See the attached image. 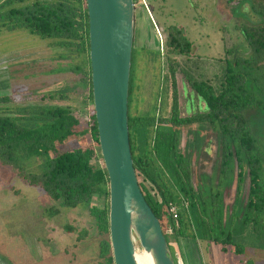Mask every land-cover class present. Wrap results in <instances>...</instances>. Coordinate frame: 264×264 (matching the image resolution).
Instances as JSON below:
<instances>
[{
    "label": "trees",
    "instance_id": "16d2710c",
    "mask_svg": "<svg viewBox=\"0 0 264 264\" xmlns=\"http://www.w3.org/2000/svg\"><path fill=\"white\" fill-rule=\"evenodd\" d=\"M241 1L248 2L251 12L260 19L258 24H244L240 28L249 56H235L227 61L217 77V86L209 80L189 79L179 70L177 58L190 56L192 44L182 28L167 26L164 47L171 77L170 115L149 118L128 113L129 142L137 177L158 192L161 203L151 197L142 182L139 187L160 221L167 241V237L172 243L180 238L201 240L220 246L222 251L225 246L231 247L232 253L239 257L244 255L246 245L237 243L235 237L244 233L251 222L259 221L264 210V152L242 115L247 109L264 112V0ZM0 28L25 30L50 40L52 49L76 55L79 62L65 71L82 75L83 82L88 79L89 92L82 106L93 108L85 0H0ZM179 72L186 80L185 95L174 77ZM131 89L129 82V94ZM67 90L48 93L47 99L51 101L58 96L68 102ZM5 98H0V103L9 102ZM193 106L197 112L188 114ZM199 107L202 112L198 111ZM81 111L63 105L36 104L3 109L0 165L10 167L25 185L39 188L56 203L46 210L48 217L57 216L60 208L85 207L94 227L79 230L68 225L66 231L76 233V243H81L89 239L94 228L99 241L98 262L113 264L108 228V178L100 156L97 124L93 111L88 120L81 117ZM194 126L200 131L209 128L218 135L215 142L224 171L233 159L240 174L238 181L241 183L243 174L248 179L244 211L236 221L238 228L225 229L226 206L220 205V192L211 194L194 182L191 156L180 150L182 134L191 133ZM31 159L32 166L38 169L36 172L26 167ZM94 200L103 206L92 205ZM170 204L179 208L177 219L167 212ZM254 212L255 220L248 215ZM168 228L170 235L165 234ZM241 264L254 262L248 259Z\"/></svg>",
    "mask_w": 264,
    "mask_h": 264
},
{
    "label": "rangeland",
    "instance_id": "374dc122",
    "mask_svg": "<svg viewBox=\"0 0 264 264\" xmlns=\"http://www.w3.org/2000/svg\"><path fill=\"white\" fill-rule=\"evenodd\" d=\"M145 3L149 12L145 10ZM135 19L136 43L132 50L128 113L129 116L149 118L170 115L171 77L164 47L167 26L182 28L192 44L190 56L177 58L179 70L189 79L209 80L217 86V77L221 76L227 61L235 56L250 55L240 28L260 21L251 12L249 3L241 0H136ZM158 30L162 37L157 34ZM48 43L50 40L40 39L25 30H0V77H4L6 83L3 86L8 89L0 91V97L12 98L11 103L0 105V114L5 108L32 104L63 105L80 108L81 117L88 120L93 108L82 106L84 96L89 92L88 79L83 82L82 75L65 71L79 59L74 54L52 49ZM14 58L16 62L7 65L8 59ZM5 65L13 66L6 74L3 73ZM183 74L179 72L174 77L185 95L187 84ZM67 89L68 102L58 96L51 101L47 99L48 93ZM198 111L202 112V109L199 107ZM195 112L197 109L193 106L187 113ZM242 115L264 152V112L247 109ZM196 127L190 129L191 133L182 134L180 150L191 156L194 182L211 194L220 192V205L226 206L225 229L238 228L236 221L242 218L248 179L243 174L241 183L238 181L240 174L235 166L236 160L231 159L224 171L222 155L215 142L218 135L209 128L200 131ZM32 160L26 163V167L36 172L38 169L34 164L32 166ZM138 182H141L140 178ZM207 202L212 203L211 199ZM55 205L39 188L25 185L10 167L0 165L1 264H100L96 230L90 231L87 241L76 243V233H68L65 228L68 225L79 230L94 227L87 209L60 208L57 216L48 217L46 210ZM92 205L103 206L96 200ZM248 215L250 219H257L255 212ZM258 218L259 221L251 222L244 233L235 237L237 243L246 245L243 256L234 255L231 247L225 246L222 251L218 245L198 240L203 261L207 264H241L250 259L254 264H264V210ZM167 238L171 252L175 253V245ZM179 244L177 248L179 246L185 264L186 255L192 264H198L196 251L184 254Z\"/></svg>",
    "mask_w": 264,
    "mask_h": 264
},
{
    "label": "water",
    "instance_id": "95a60500",
    "mask_svg": "<svg viewBox=\"0 0 264 264\" xmlns=\"http://www.w3.org/2000/svg\"><path fill=\"white\" fill-rule=\"evenodd\" d=\"M85 3L92 104L108 178L113 264H177V255L171 252L160 221L140 190L129 142L128 96L136 0Z\"/></svg>",
    "mask_w": 264,
    "mask_h": 264
},
{
    "label": "crops",
    "instance_id": "0c3cea01",
    "mask_svg": "<svg viewBox=\"0 0 264 264\" xmlns=\"http://www.w3.org/2000/svg\"><path fill=\"white\" fill-rule=\"evenodd\" d=\"M145 10L147 12H149V10H147L146 8H145ZM135 43H136V41H134V46H135ZM197 242H198V244L200 243L196 239L193 240V239H185V238H180V239L177 240V242L176 241H173V244L172 245H175V254L177 255V257H179L182 260V263L183 264H185V261H183V258L181 256V252L179 250V246L177 248V244H179V243H180L179 245H180V247L182 249V252L184 254H187L191 250L196 251V254H197V257H198V260H199V263L198 264H207L202 259L201 251H200V249H199V247L197 245ZM199 246H200V244H199ZM186 256L188 257V255H186ZM187 257H186V263L187 264H192L191 261H190L191 258H187Z\"/></svg>",
    "mask_w": 264,
    "mask_h": 264
},
{
    "label": "flooded vegetation",
    "instance_id": "af4514ba",
    "mask_svg": "<svg viewBox=\"0 0 264 264\" xmlns=\"http://www.w3.org/2000/svg\"><path fill=\"white\" fill-rule=\"evenodd\" d=\"M145 8L147 9V7H146V3H145ZM2 29H4V28H0V30H2ZM6 30V29H5ZM8 31V30H7ZM9 32H13V31H9ZM158 33H159V35L161 36V34H160V31L158 30L157 31ZM162 37V36H161ZM161 42H162V40H161ZM160 42V43H161ZM49 44L50 43H48V46H49ZM162 44V43H161ZM160 48V47H159ZM13 62H16V58H14L13 60L12 59H8V63H7V65L9 64V63H13ZM7 65H5L4 67L6 68H4V71H3V73H7L8 72V70H11V68L13 69V66H11V67H9V66H7ZM26 78H29V77H26ZM4 81H6V80H4V77H0V91H5V90H8V89H6L7 87H5V86H3V84H5L6 82H4ZM8 87L10 88V85H8ZM179 89L181 90V91H183L182 90V88L181 87H179ZM5 97H7V96H5ZM4 97V95L3 96H1L0 98H5ZM6 99V98H5ZM7 99H9V102H7V103H0V105H6V104H9V103H11V101H12V98H8L7 97ZM142 182V181H141ZM143 183V185L146 187V189L148 190V192H149V194L151 195V197L152 198H154L155 199V201L156 202H158V203H161V202H159V201H157L156 199V197H153L152 196V194H151V192H153L155 195H158V197H160L159 196V194H158V192L155 190V189H153V188H151L150 186V184L149 183H147V182H142ZM160 201H161V198H160ZM177 207V206H176ZM179 209V208H178ZM167 212H168V210H167ZM178 212H179V210H178ZM169 214V213H168ZM178 218V217H177ZM176 218V219H177ZM165 234H168V235H170L171 234V229H166V232H165Z\"/></svg>",
    "mask_w": 264,
    "mask_h": 264
},
{
    "label": "built area",
    "instance_id": "2783aa9c",
    "mask_svg": "<svg viewBox=\"0 0 264 264\" xmlns=\"http://www.w3.org/2000/svg\"><path fill=\"white\" fill-rule=\"evenodd\" d=\"M151 194L153 197L157 198L156 199L157 201L161 202L160 197H158V195H155L153 192H151ZM178 210L179 209L175 205L170 204L169 209H168V213H169V215H171L173 217V219H176L178 217ZM176 261H177V264H183L182 260L179 257L176 258Z\"/></svg>",
    "mask_w": 264,
    "mask_h": 264
},
{
    "label": "bare ground",
    "instance_id": "6f19581e",
    "mask_svg": "<svg viewBox=\"0 0 264 264\" xmlns=\"http://www.w3.org/2000/svg\"><path fill=\"white\" fill-rule=\"evenodd\" d=\"M139 257L142 259L141 255H139Z\"/></svg>",
    "mask_w": 264,
    "mask_h": 264
}]
</instances>
